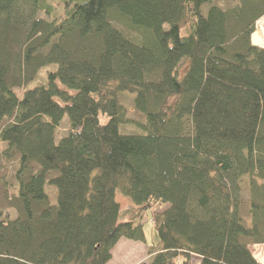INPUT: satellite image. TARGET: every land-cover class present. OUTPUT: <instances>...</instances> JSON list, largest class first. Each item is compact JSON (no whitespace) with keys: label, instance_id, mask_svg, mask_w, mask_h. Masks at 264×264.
<instances>
[{"label":"trees","instance_id":"obj_1","mask_svg":"<svg viewBox=\"0 0 264 264\" xmlns=\"http://www.w3.org/2000/svg\"><path fill=\"white\" fill-rule=\"evenodd\" d=\"M263 13L264 0H0V154L19 161L0 264H108L122 239L146 246L140 264H262Z\"/></svg>","mask_w":264,"mask_h":264},{"label":"rangeland","instance_id":"obj_2","mask_svg":"<svg viewBox=\"0 0 264 264\" xmlns=\"http://www.w3.org/2000/svg\"><path fill=\"white\" fill-rule=\"evenodd\" d=\"M207 7L208 5L202 6L201 12L203 15L206 14ZM181 34H186L184 29H181ZM36 79L39 84L44 83V81L46 83L42 73L38 74ZM122 100L126 105L130 102L129 97L127 96L123 97ZM67 123L68 119L67 117H64L60 123L59 129L55 132L56 143L60 140L59 136H62L65 133ZM3 149H5V145L0 142V153ZM10 160L0 154V211L3 213V216L14 218L18 215L15 205L17 204L18 199V182L16 180V172L18 170L19 161L17 157L13 158L12 162ZM44 190L48 195L50 204H55L56 189L46 184ZM246 196L247 194L244 193L243 197L246 198ZM115 198L122 207L121 211H124L128 208V206L132 207L131 201L123 196L119 191L116 192ZM141 223L147 244L152 245L157 243V232L151 224L149 213L143 217ZM257 247L258 248L251 246L250 249L254 254V257H259L261 259L260 263L264 264V245ZM147 255V248L144 244L122 239L113 248L111 252L112 258L108 264H140L146 260ZM197 264H199V262H197Z\"/></svg>","mask_w":264,"mask_h":264},{"label":"built area","instance_id":"obj_3","mask_svg":"<svg viewBox=\"0 0 264 264\" xmlns=\"http://www.w3.org/2000/svg\"><path fill=\"white\" fill-rule=\"evenodd\" d=\"M254 44L264 49V14L255 22L253 35Z\"/></svg>","mask_w":264,"mask_h":264},{"label":"crops","instance_id":"obj_4","mask_svg":"<svg viewBox=\"0 0 264 264\" xmlns=\"http://www.w3.org/2000/svg\"><path fill=\"white\" fill-rule=\"evenodd\" d=\"M257 246H261V245H255L254 247L258 248ZM253 249H255V248H253ZM258 258H259V257H258ZM258 258H257V257H255V259H256L258 262H260V261H261V259H260V258L258 259ZM196 261H197V262H199L197 259H196V260L194 259V260L192 261V264H197V262H196Z\"/></svg>","mask_w":264,"mask_h":264}]
</instances>
